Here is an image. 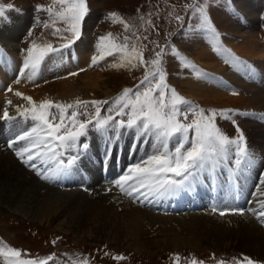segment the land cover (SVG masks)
<instances>
[{"label":"rangeland","instance_id":"obj_1","mask_svg":"<svg viewBox=\"0 0 264 264\" xmlns=\"http://www.w3.org/2000/svg\"><path fill=\"white\" fill-rule=\"evenodd\" d=\"M249 1L250 0H88L89 14L98 11L100 16L93 28L92 38L95 46H97L101 37L108 36V34L111 33L117 44L127 43L129 49L133 46L138 47L142 51L143 59L148 62L156 58L157 52L162 51L163 55L161 61L163 70L166 73L167 85L175 89L180 96L190 101L193 107L204 109L206 114L210 113L211 110H216L217 113L228 111L230 119H223L217 115L215 120L216 125L225 135L232 139H236L238 136V126L240 131L243 132L248 146L253 141L257 143L258 141H264V137L261 136L264 131V122H262L264 120V111L259 112L251 108L240 110L239 108L232 107L226 108L203 105L194 100V98L189 97L190 89L187 84L204 78L205 71L203 67L195 61V58L202 55L203 51H208L211 54H228L230 58H234L235 56L238 59L239 57V59H243L242 61L245 60L247 64L257 63L255 59L258 58H246L235 52V48L249 40L250 36L254 37L257 43L262 44V42H264V9L262 13H260L259 21L253 25V28L245 24L244 13L248 11ZM50 5H52V0H0V6L5 9V19L0 20V26H4L6 18L11 14L24 15L29 11L30 17L28 18L30 19V23H32L33 18V24L31 27L29 26V31L20 43L21 49L23 51L27 50L34 41L38 44L50 42L53 46H57L58 44L64 43V41L59 39V36L68 35L63 32L64 25L57 21L55 27L61 28L62 31L57 35H53L54 27L51 26L52 22L49 14L44 10L37 11V6H42L43 9H46ZM193 5L198 6L197 10H193ZM199 9H203L210 17L211 23L215 27L218 36L213 35L200 26L201 15ZM110 13H115L119 19L126 22L127 25H129L128 30L125 31L124 25L117 20L109 18ZM177 17H180V19H177ZM46 23L49 24L50 27L45 28L44 25ZM84 27L85 25L83 24L82 35L85 30ZM29 32H31V35H29ZM125 36L129 38L127 41L124 40ZM174 51L178 53L179 56L174 55ZM51 56L52 55H49L48 57ZM108 57L113 58V63L116 62L117 66L115 68H112L111 71L92 70L97 74L101 72L100 74L103 76L101 78L105 80L102 86L103 88L94 91L80 90L81 93L77 98L52 99L51 101L64 104H71L76 100L112 101L119 96L124 89H136L145 75L144 65H138L132 69L119 67V64L123 62L120 53H114V55L106 56L103 59H107ZM179 57L186 58V62H182ZM238 63H240L239 60ZM234 64V62H222L223 70L228 73L232 72V70H234ZM191 65H194L195 68L191 67ZM147 66L149 70H151V64L149 63ZM24 72L25 69L23 67L19 75ZM30 72L31 69L29 68L21 79H23L26 74L29 75ZM41 72L42 70H39L37 74L38 81L45 78H40ZM86 73L83 72L82 74L86 75ZM29 82L30 81H28L27 84H29ZM79 88L81 87L77 89ZM261 88L262 86H260L257 92H260ZM109 89L113 92L108 97L104 95V93ZM7 98H5L6 102H4V105L9 111L10 105H12L15 99L11 96ZM9 101L11 103H9ZM100 108L101 117H106L108 115L115 116L114 111L110 112L108 110L109 105H106V107L105 105H101ZM2 110L4 112V106ZM52 111L55 112L56 110L52 109ZM79 111L82 113L88 112L94 114L95 107L89 104L87 107L81 106ZM16 113L11 115L13 119L10 121L6 122L4 119L0 120V125L3 124L4 126V128L0 127L2 128L0 129L2 132L4 130L6 131L9 125L15 124L18 119L25 122L24 118L18 114L19 112ZM189 118L192 119L193 117L190 115ZM78 119L85 120L87 117L81 115ZM116 119H120V117H116ZM30 121L29 119L28 123ZM31 123L33 122L31 121ZM31 123H29V126ZM18 131L19 130L13 135ZM109 133L110 131H108L107 134L98 132L92 125H89L87 136L81 137V143H86L89 146L91 144V139L94 141L97 138H100V140L103 139L101 141L105 143ZM119 139L123 140V146L127 153L129 150L131 151L132 148L130 146H132V144L135 147V157H138L135 164L144 158L143 155L146 157L151 153V151H147V145L144 143L145 140L139 136H135L132 132L121 130V137ZM7 141L8 139H5L0 142V147L7 148L5 145ZM175 144L176 140H173L170 143V148H174ZM90 150L91 149L85 151L82 149L77 162V164H80L81 168L86 171L92 168L89 160ZM231 151L235 152V146H233ZM258 152L257 149L255 151L256 156ZM230 165L236 166L235 162ZM261 168L258 169L262 170ZM72 172L76 173L75 170ZM262 174H264V170ZM41 180L48 184L52 183L45 179ZM59 182L63 183L65 180H59ZM49 186L51 185L49 184ZM85 186L86 184L83 185V187ZM75 193L76 196H86L87 198L85 199L87 200L89 198L93 200L96 199V195L91 192L88 193L90 195L78 193L77 191ZM186 197L187 196H185V198ZM194 197H196L195 189H193L192 195L188 196V200H194ZM131 200L135 205L144 206L141 203L138 204L137 198L131 196ZM171 202L173 203L171 204ZM180 202H182L180 199L177 201L176 199H172V201L169 200L165 202L167 205L163 203L161 206L164 207L159 210L157 209V206L160 205L159 203L155 205L156 207L154 206V210H150L146 206L143 207L146 209L145 211L147 213L155 216V218L159 220L158 222L150 221L145 224L142 221L136 226L138 229L136 228L132 231L134 234L130 232L129 226L123 223V221L121 223L119 220L112 218L111 224H107V226L110 227L109 231L116 234L115 237L101 236L100 230H104L103 227L105 225V222L102 223L101 220H97L99 221L97 225L100 226V228H98L100 230H97L96 227H93L92 230L89 226L90 221L83 218L78 220L75 226H72L73 229L71 231H68L65 226H60L59 223L51 222L46 224V222H27L0 208V247H11L19 250L21 252L19 259L21 260H35L37 262L46 261V264H81L82 261H86L87 264H192L193 261H196L197 264H217V260L220 262L223 261L224 264H246V261L243 260L245 256L255 261L256 264H264L263 258L246 254L242 251L244 250L243 247H239L237 243L232 240L226 241V238L221 237L220 240H223L224 243H220L215 239L219 238L217 236L208 239L207 237L201 238L193 235L190 230L184 228V225L189 223L188 217L193 216L199 219L200 217H205L199 215H215V213H212L211 206L206 202L196 209H191L189 206L183 208ZM175 205L180 207V210L178 209L177 212L174 210L176 207ZM232 216L235 215L215 216L212 218L225 219ZM237 216L240 215L238 214ZM175 217H178L177 221L173 220ZM261 218L262 216H259L257 219V223L259 222L258 224L260 225ZM94 230L96 231L94 232ZM122 233H129L133 237L134 243L132 244L131 241L123 240L120 236ZM185 239L186 241L184 243L180 242ZM115 257H123L124 259L117 260ZM177 257H179L178 261L176 259ZM15 259L16 258L13 257L0 256V264H9V261H14Z\"/></svg>","mask_w":264,"mask_h":264},{"label":"bare ground","instance_id":"obj_2","mask_svg":"<svg viewBox=\"0 0 264 264\" xmlns=\"http://www.w3.org/2000/svg\"><path fill=\"white\" fill-rule=\"evenodd\" d=\"M248 4V11L244 13L245 24L253 28V25L259 21L260 13L264 9V0H250ZM28 17H30L29 11L24 15L11 14L6 18L4 26H0V47H3L0 48V120L3 119L2 107L4 106L5 98L8 96L15 99L10 105L11 115L18 113V107L21 111L31 107L22 96L31 97L36 104L52 99L77 98L81 93L80 90L94 91L103 88L105 80H102L101 72L97 74L92 70L111 71L112 68L117 66L116 62L113 63L112 57L101 59L96 64L92 63V58L97 55V49L92 38L93 28L99 20L98 17H100L98 11H96L88 14L85 18L84 33L77 42L69 49H63L62 55L52 54L51 57L45 59L39 69L40 71L42 70L40 78H45L38 81L36 76L27 84L29 81L27 78L28 74L23 79L21 78L28 69H25L23 75H19V73L22 71L23 63L27 56V51L20 49V41L29 28V24H31ZM235 49L237 54L246 58H258L255 59L257 63L247 64L245 60L242 61L243 59H239V57L238 59L235 56L230 58L228 54H211L208 51H203V54L195 58V61L203 67L205 75L204 78L187 84L190 89L189 97L194 98V100L203 105L232 107L240 110L251 108L262 112L264 111V42L262 44L257 43L255 38L250 36L249 40L243 42ZM238 60L241 64L238 63ZM222 62H234V70L230 73L226 72L223 70ZM83 72H87L86 75H83ZM72 73H77V75H72ZM16 79L20 83H16ZM260 86L262 88L260 92H257ZM78 87L83 89H77ZM9 88L12 89L10 93L7 91ZM17 92L21 93L22 96H17ZM112 92L110 89L106 90L104 95L109 97ZM233 93L236 94L234 95ZM29 123L28 121L22 124L17 122L6 131L2 132L0 130V142L5 139L13 140L21 131L32 125L31 123L29 126ZM0 127L4 128L3 124ZM17 130L19 131L13 135ZM261 136L264 137V131ZM24 143V141H18L9 147L10 150L0 147V208L6 210V212H10L27 222L59 223L60 226H65L68 231H71L73 229L72 226H75L77 221L83 218L90 221L89 226L92 230L93 227L100 230L98 229L100 226L97 225L99 222L97 220H101L102 223L105 222V225L103 227L104 230H100V234L108 237L116 236L115 233L113 234V232L109 231L110 227L107 226V224H111L112 218L127 224L132 234H134L132 231L142 221L144 224L150 221L158 222L159 219L157 220L155 216L145 211L146 209L143 208L145 206L141 207L133 204L131 197L120 188L117 192L110 190V193L105 190L104 195L98 192L95 200L91 198L87 200L84 195V197L76 196V193L72 192L75 189H69L71 192H59L57 189L47 186L44 183L45 181L41 182L36 177L35 168L22 162L16 155L15 150L22 147ZM144 143L147 145V151L152 152L153 142L151 138L145 140ZM247 148L251 156L250 162L243 163L239 167L231 166L230 164H233L236 160V155L234 151H230L228 159L221 161L214 169H209L200 175L204 179V183H208L210 186L211 183L213 185L216 182L218 183L216 188L223 199L216 203L215 207L217 210L222 211L241 206L244 212L239 213L240 216H237L238 214H227L235 216L225 219H215L206 216L198 219L190 216L188 217L189 223H184V228L201 238L207 237L211 239V237L215 238L217 236L219 238L215 239L220 243H224L223 240H220L221 237L226 238V241L232 240L239 247H243L244 250L242 251L246 254L264 259V219L262 216L261 225L258 224L257 219L260 215L256 214L257 211L261 210V202H264V174H262L264 170V141H258V143L253 141ZM93 149L92 157L96 158L92 161L95 165V171H93L94 175L92 174L90 178L85 180V182L89 183L86 184L87 190L92 188L93 184L104 187L102 182L105 181L111 182V185L117 187L115 180L111 181L108 176H110L113 169L123 173L125 166L120 163L103 164V161L100 162L101 154L97 147L93 145ZM257 149L259 152L256 156L255 151ZM131 150H134V148ZM117 156H119L118 153ZM143 156L145 157V155ZM133 158L131 157V159ZM25 159H27V154H25ZM29 163L38 166L41 172L46 171L45 166L40 164L38 159ZM218 175L223 176L224 182H219ZM192 187L199 189L200 181L198 183L197 180ZM103 189L105 187L101 188V190ZM187 195V192L184 191L176 195V198L177 196ZM199 195L206 197L203 193H199ZM168 198L172 199L173 196ZM168 198L165 200H168ZM199 198L197 200L202 199L201 197ZM236 199L237 201L235 202ZM248 199L251 200V203L246 205ZM194 203L195 205L199 204L198 201H194ZM164 205L167 204L165 203ZM251 209L254 215L245 213V211H250ZM173 220L177 221L178 219L173 218ZM120 236L123 240L134 243V239L129 233H122ZM185 241L186 239L180 242L184 243Z\"/></svg>","mask_w":264,"mask_h":264},{"label":"snow or ice","instance_id":"obj_3","mask_svg":"<svg viewBox=\"0 0 264 264\" xmlns=\"http://www.w3.org/2000/svg\"><path fill=\"white\" fill-rule=\"evenodd\" d=\"M192 8L195 11L198 6L193 5ZM40 10L49 14L51 26L54 27L53 35L62 31L61 28L55 27L57 21L64 25L63 32L68 35L59 36V39L64 41L61 48H55L50 42L38 44L34 41L26 50L27 56L23 67L31 69L27 77L29 81L37 76L41 65L49 55H62L63 49H69L81 38L83 24L90 11L88 0H52V5L46 9L37 6V11ZM199 11L200 26L218 36L210 17L203 9ZM109 18L117 20L124 25L125 31L128 30L129 25L119 19L115 13H110ZM3 19H5V9L0 6V20ZM44 27L48 28L50 25L46 23ZM128 39L127 36L124 37L125 41ZM96 47L97 55L92 58L93 64L118 52L123 61L119 67L132 69L138 65H144L145 75L140 85L136 89H124L112 101L76 100L71 104L56 103L51 100L36 104L31 97L16 93L31 105L23 111L18 107L19 115L25 122L30 119L33 123L10 141L9 147L17 141H24V145L15 150L16 155L22 162L35 168L37 175H40L42 179H58L77 164L81 150H87L89 147L88 144L81 143V137L87 136L89 125L104 134L112 130L115 135L109 139V145L111 139L120 136L121 130L132 132L143 140L151 138L152 152L129 167L116 181L117 186L133 198L160 200L189 191L202 173L214 169L221 161L228 159L233 146H235L237 167L251 161L246 139L239 127L237 126V138L232 139L225 135L215 123L217 115L223 119H230L228 111L217 113L216 110H211L206 114L204 109L193 107L190 101L167 85L166 73L161 61L162 51L157 52L156 58L152 61H145L138 47L133 46L129 49L127 43L117 44L111 33L101 37ZM173 54L179 56L175 51ZM179 58L182 62H186V58ZM149 63L152 66L151 70L147 66ZM191 67L195 68L194 65ZM19 82V80L16 81V83ZM7 91L11 92L12 89L9 88ZM89 104L95 107L94 114L79 111L81 106L87 107ZM101 105H109L108 110L114 111L115 116L101 117ZM52 109L56 111L53 112ZM81 115L87 119H78ZM190 115L192 119L189 118ZM3 119L5 121L13 119L7 109L3 112ZM173 140H176V144L174 148H170ZM105 154L108 155V152L106 151ZM37 159L47 169L43 174L38 166L29 163ZM260 207L259 215L264 216V202H261ZM225 214L223 211L220 212V215ZM0 256L16 258L14 261H9V264H46V261L21 260L19 259L21 252L11 247H0ZM115 259L124 258L115 257ZM176 259L178 261L179 257ZM243 260L246 264H256L246 256ZM81 264H87V262L82 261ZM192 264L197 262L193 261ZM220 264L224 262L221 261Z\"/></svg>","mask_w":264,"mask_h":264}]
</instances>
